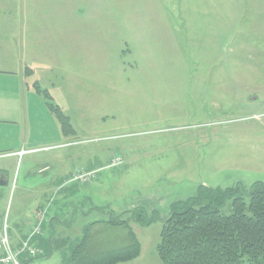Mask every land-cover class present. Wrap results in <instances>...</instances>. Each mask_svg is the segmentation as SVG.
Wrapping results in <instances>:
<instances>
[{"label":"rangeland","instance_id":"rangeland-1","mask_svg":"<svg viewBox=\"0 0 264 264\" xmlns=\"http://www.w3.org/2000/svg\"><path fill=\"white\" fill-rule=\"evenodd\" d=\"M13 9L36 16L29 18L36 23L26 40L33 68L27 79L48 93L71 131L35 153L0 157L8 180L0 185V225L9 229L11 247L27 237L33 208L43 202L29 191L55 181L57 172H72L77 187L93 183L79 195L93 196L97 206L151 205L147 217L155 221L132 224L142 254L132 264H161L156 245L167 204L202 185L264 182V118H249L264 112L260 0H0V10ZM42 96L34 93L24 121H0V131L56 134L59 124ZM73 153L79 157H65ZM85 174L93 175L89 183L77 180ZM66 249L18 259L62 264Z\"/></svg>","mask_w":264,"mask_h":264},{"label":"trees","instance_id":"trees-1","mask_svg":"<svg viewBox=\"0 0 264 264\" xmlns=\"http://www.w3.org/2000/svg\"><path fill=\"white\" fill-rule=\"evenodd\" d=\"M35 88L47 98L46 104L62 132H70L68 121L48 100V93ZM229 199L226 213L224 208ZM154 221L152 215L147 217L143 207L118 214L108 212L105 220L86 224L78 241L57 242L58 248L67 246L62 264L131 261L140 255L141 247L130 222L146 226ZM159 221L156 252L161 264H264V182L255 181L248 187L202 185L195 195L172 202Z\"/></svg>","mask_w":264,"mask_h":264},{"label":"crops","instance_id":"crops-1","mask_svg":"<svg viewBox=\"0 0 264 264\" xmlns=\"http://www.w3.org/2000/svg\"><path fill=\"white\" fill-rule=\"evenodd\" d=\"M260 2L264 13V0H260ZM34 16V12L28 10H0V121L2 122H9L10 124L16 123L14 119L18 120L17 123L24 121L27 118V112L31 108L30 99L33 98L34 93L36 95L39 94L40 97L42 96L36 91L33 83L27 79V75L33 74V72H27V68H31L32 70L33 68L30 67L31 65L28 61L30 52L27 51L28 45L26 40L27 38L30 39L32 29L35 28L34 25L36 21L33 22L29 19ZM240 16L241 7L239 5L238 15L236 16L237 24L235 23L233 25V28L236 30L235 33L238 34L240 33ZM36 81L38 80L36 79ZM8 92H10V95H8ZM7 104L9 105L7 106ZM14 128L16 130L15 133L12 134H6L0 131V154L20 149H33L37 148L35 146L43 144H56L61 142L60 139H68L67 135L62 132L60 124L59 130L55 128L56 134H46L43 139L42 137L33 138L30 132H25L24 128L20 126ZM10 157L14 156H6V158ZM65 157L71 160L74 157L78 158L79 155L73 153V155L66 154ZM78 165H80V163H78ZM46 168L47 166L44 165L41 170L44 171ZM46 170H48V168ZM71 170L72 168L70 171ZM71 175L72 172H57L55 181L52 176L49 178L47 177L48 179H44L40 182V184H42L40 190L32 189V191H29L42 194L41 198L43 202L38 203L37 206L33 208L31 213V224L28 226V228H30L29 233H25V235L28 234L27 237L25 239L21 238L19 243L12 246L13 250H17V256L18 258L21 257L22 261H28V259L33 256L38 255L39 257L52 252V250L58 249L56 245H52L53 242L65 241L69 243L78 241L83 226L94 220H105L108 217V212L118 214L115 213V211L121 213L120 210L124 212L136 207H143L147 212L151 209V205L149 206L139 199L136 203L131 202L128 207H119L118 210L97 206L94 204L93 196L84 194V196L81 197L79 195V192H83V189H85L84 187H91L93 183L89 185L79 184L77 187L75 185L76 181L70 178ZM69 178L71 180H69ZM0 179L6 181V185L4 186H7V175L4 172H0ZM97 180L98 178H96V181ZM137 203H139V205H137ZM166 213L162 217H164ZM132 224H134L133 227L138 225L135 222H130L131 228ZM19 226L23 228V225ZM63 227H66L68 235H62V233H64ZM3 228L4 227L0 225V231H3ZM43 229L44 234L42 235L41 232ZM5 230L7 231L9 229L6 227ZM12 231L17 232L18 226L12 228ZM35 235H39L40 237L37 238L34 244L31 243V241ZM28 249H34L35 254L29 255ZM141 258L142 254L140 248V255L137 258L118 264H132Z\"/></svg>","mask_w":264,"mask_h":264},{"label":"built area","instance_id":"built-area-1","mask_svg":"<svg viewBox=\"0 0 264 264\" xmlns=\"http://www.w3.org/2000/svg\"><path fill=\"white\" fill-rule=\"evenodd\" d=\"M251 119H262L264 118V112L255 115L253 117H249ZM50 147L43 148V150H48ZM39 151V149H21L19 151H16L15 153H3L0 154V157H6V156H16V157H21L25 154H30V153H35ZM90 176L93 175H78L77 180L83 182V183H89L90 180L92 179ZM29 255H34L35 250L34 249H28ZM18 252L17 250H13V248L10 246L8 242V238L6 235V230L3 228V231H0V264H20V261L18 259Z\"/></svg>","mask_w":264,"mask_h":264},{"label":"water","instance_id":"water-1","mask_svg":"<svg viewBox=\"0 0 264 264\" xmlns=\"http://www.w3.org/2000/svg\"><path fill=\"white\" fill-rule=\"evenodd\" d=\"M0 185H6V181L0 179Z\"/></svg>","mask_w":264,"mask_h":264}]
</instances>
